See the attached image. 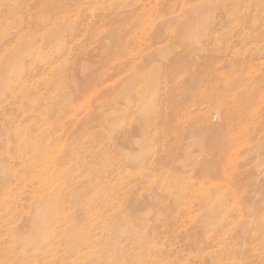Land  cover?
I'll list each match as a JSON object with an SVG mask.
<instances>
[{"label":"rangeland","instance_id":"rangeland-1","mask_svg":"<svg viewBox=\"0 0 264 264\" xmlns=\"http://www.w3.org/2000/svg\"><path fill=\"white\" fill-rule=\"evenodd\" d=\"M0 264H264V0H0Z\"/></svg>","mask_w":264,"mask_h":264}]
</instances>
